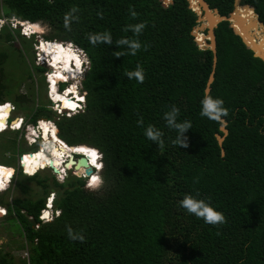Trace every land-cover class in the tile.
<instances>
[{
  "label": "trees",
  "instance_id": "16d2710c",
  "mask_svg": "<svg viewBox=\"0 0 264 264\" xmlns=\"http://www.w3.org/2000/svg\"><path fill=\"white\" fill-rule=\"evenodd\" d=\"M206 1L221 15L234 9V0ZM241 2L251 5L264 25V0ZM2 11L0 104L7 98L20 107L31 100L27 122L52 120L59 139L75 152L86 154V145L96 148L102 168L101 184L94 189L90 176L86 187V180L72 173L59 182L54 175L16 170L12 187L0 193V205L6 209L3 220L23 237L28 257L16 263L10 252L0 250V264H264V61L241 43L229 21L214 28L217 59L209 92L228 109L225 135L220 122L201 116L213 52L200 48L204 38L196 36L198 44L191 33L198 15L189 0L167 6L162 0H2ZM26 20L45 24L40 37L57 49L69 42L87 56L81 112L57 115L49 103L34 105L37 89L17 93L12 77H6L14 59L6 50L14 40L21 43L16 48L21 58L31 53L28 37L10 25ZM140 22L146 27L139 36L125 31ZM253 30L261 39L259 27ZM106 32L112 45L89 42V33ZM121 38L138 39L142 47L135 55L116 57V52L128 53L115 44ZM137 65L144 69L143 83L124 75ZM32 70L42 74L47 68L33 63ZM173 105L180 110L178 122L192 124L185 133L187 148L171 143L177 133L163 116ZM141 117L144 123L138 126ZM148 125L162 131L163 148L145 136ZM216 134L224 136L221 144ZM29 164L27 173H32ZM51 189L60 213L43 222L39 215ZM15 190L24 196H15ZM8 194H13L10 200ZM185 195L210 203L226 223L210 225L189 214L179 205ZM69 226L85 241L71 240Z\"/></svg>",
  "mask_w": 264,
  "mask_h": 264
},
{
  "label": "rangeland",
  "instance_id": "374dc122",
  "mask_svg": "<svg viewBox=\"0 0 264 264\" xmlns=\"http://www.w3.org/2000/svg\"><path fill=\"white\" fill-rule=\"evenodd\" d=\"M164 3L170 2V0H162ZM201 12V11H200ZM197 13V12H196ZM204 13V12H201ZM2 0H0V27L1 25H3V21L6 22L3 18H2ZM198 14V13H197ZM15 22V21H13ZM13 22L10 24L12 26H14ZM198 24L194 27L193 31H199L201 34H203L205 36V43H203V46H212L211 43L208 42V40L211 38L208 31L210 30L209 25H207L205 23V21L203 20V17H200L199 14V18L197 20ZM24 25H26V33H29L31 31H39L40 33L46 32L47 31V26L45 24H42L41 22H37V24L34 25H30L27 22H24ZM258 25L260 26V32L261 35H264L263 32V27L258 23ZM15 27V26H14ZM34 28V29H33ZM19 32H20V28H19ZM263 33V34H262ZM21 34V32H20ZM38 35L40 34H31L30 36L32 37H26L30 47L29 50L31 51L30 54H28L26 57H22L21 58V54L20 52L16 49L19 48L21 46V43L18 44L19 40L17 39L16 41L14 40V42H12L15 46L14 47H8L9 49H7L6 51L8 52V55H10L13 59L12 64L6 66V77L11 76L12 77V84H15V91L17 93H27L28 91V87H33L34 91L37 89V94L35 96V101H34V105L36 104H41V103H49L47 106L49 108H54L55 109V104L52 101V95H51V91H50V82H49V72L53 71V66H51V64L48 62V59L46 58L45 60L41 59L42 56L40 54L39 49L37 48L38 44L34 43L33 38L36 37L37 40H39ZM196 38V36H195ZM42 41V40H41ZM0 48L2 49L3 46L0 45ZM72 48V47H70ZM72 50V49H71ZM60 52V50H57V52ZM74 51L79 55V57L81 58V66L79 68V71L77 73V75H73L74 78L76 77V79L73 78H69V82L68 83H55L54 78L52 79V93L54 92L55 94H57V92L59 94L61 93H65L66 89H71L74 92L73 93H77L83 96V93L81 89V79L84 76L85 70L88 67V58L85 55V53L81 50V49H75ZM84 61V62H83ZM35 63V65H44L46 66L47 70L45 72H43L42 74L37 73L35 71L32 70V64ZM74 63L75 62H71ZM83 65V68L81 70V67ZM77 65L75 64L74 68H76ZM30 72V73H29ZM67 72V76H68V71L63 70V73ZM43 76V79H42ZM8 87H11L12 85H6ZM53 93V95H54ZM58 94V95H59ZM69 97H72L71 93H68ZM14 96H12L11 98H13ZM84 98V102L81 105V110H79L80 112L82 111V109L85 106V94L83 96ZM10 99L6 98V101H8ZM49 100V102H48ZM5 101V102H6ZM8 103L10 104V111H9V115L11 116V118L13 117H22L23 118V124L19 127H15V128H10L8 126H14V125H10V122L6 123V126L2 128H0V163H2L3 165H8L6 166L7 168H11L12 166H14L15 170H14V176L11 179L10 183L8 184L6 183V188L12 187V183L14 181L15 178V174H16V170H18L20 167H18L19 162L23 161V159L26 158V156H28L29 158V162H31L32 160L36 159V157L33 154H38L39 152L34 151L36 148L39 150H43L45 151V153L47 154V158H52V156H55V153L53 152V148L49 147V139L47 140H42L39 139V142H36L33 144V146H29L27 144L26 138L27 137H31L30 135L32 133H39V130L32 125V123L27 122L28 120V114H29V106L32 105V101L29 100L28 102L23 101L21 102V106H17L14 105V103H12L11 101H8ZM5 104V103H4ZM4 104H0V119L3 117V120H7L8 117V111H6L7 106L9 105H4ZM59 106V105H58ZM68 106V105H66ZM13 107V108H11ZM60 107V106H59ZM76 107L73 106V108ZM61 113L57 112V115L62 114V112H69L66 109H63V107H61ZM53 110V109H52ZM78 110V109H77ZM76 110L72 111L75 112ZM39 119H43V118H39ZM45 119V118H44ZM3 130V131H2ZM2 131V132H1ZM41 136V135H39ZM15 141V143L13 144L12 142ZM85 145V144H84ZM88 147V150L90 153H95L94 155V159L95 161L93 165H95L97 163V161H100V159L98 158L97 160V154H96V150L93 147H90L88 145H86ZM46 149V150H45ZM27 153H24V152ZM21 152L23 154H21ZM88 152V151H87ZM21 154V155H20ZM20 155V157H19ZM75 155V154H74ZM77 156V155H76ZM69 156L64 155L61 157V161L65 164L67 163V159ZM29 164V163H28ZM27 164V165H28ZM3 165H0V187L2 185V181L4 182V177H6L7 173H6V167H4ZM29 166H31L29 164ZM45 167V166H44ZM63 167V168H62ZM27 168V166H26ZM31 168V167H30ZM57 168V172H55L53 169H51L50 167L44 168V169H40L38 172L40 174V176H52L54 175L56 177L57 180H59V182H64L67 178V176L71 173V170H68L66 168V166H64L63 164L61 165V167H56ZM59 168V169H58ZM64 169V170H61ZM9 171V170H8ZM23 173V172H22ZM11 174V173H10ZM24 174V173H23ZM85 181V185L87 186L88 181H87V177H83ZM95 178V180H94ZM10 179V178H9ZM91 181L94 184H97V182L99 181V185L101 184V169L98 168V170L95 171V173L91 174L90 176ZM93 179V180H92ZM6 181V180H5ZM8 181V179H7ZM30 185L33 186V190H37V187L35 186V184H33V182L29 183ZM91 189L97 188V187H90ZM55 189H51L50 192L48 193V195L45 198V204H49L51 206L50 210H45L47 212H49V216L52 217V215H50L53 211L55 212V207H54V197L56 196L55 194ZM15 196H24V194H21L18 190L14 191ZM13 196V194H8L6 196L7 199H11ZM49 199V200H48ZM0 207H2V213L5 211L3 208V206L0 205ZM42 212V211H41ZM6 213V211H5ZM5 215V214H4ZM4 215H0V250L5 251V252H10V254L12 255V257L14 258V260L16 261V263H18V261L20 259H24L25 261L27 260L28 257V249L27 246H25V241L23 239V237L19 234V231L16 229H10L8 226V223L3 220V218L5 217ZM3 216V217H2ZM54 218V217H53ZM42 221V220H41ZM44 222V221H43Z\"/></svg>",
  "mask_w": 264,
  "mask_h": 264
},
{
  "label": "clouds",
  "instance_id": "9594fccd",
  "mask_svg": "<svg viewBox=\"0 0 264 264\" xmlns=\"http://www.w3.org/2000/svg\"><path fill=\"white\" fill-rule=\"evenodd\" d=\"M75 11H76L75 8L72 9V12H75ZM130 15L132 16V18H136L138 14L135 12L134 9H130ZM24 22H27L30 25L37 24V22H31V21H27V20L26 21H15L14 23H16V25L19 26L20 32H21V34L23 36L29 37L31 34H35V33L36 34H40V32H41L40 30H39L40 32L39 31H31L29 33H26L25 30H26L27 27H26V25H24ZM2 23H4V21ZM69 26H70L69 25V16H66L65 17V27H69ZM145 27H146V23L145 22H140V23H137V24L127 25L125 27V31H131L136 36H139L142 33V31L144 30ZM38 38H39V40H37L36 44H39V46H40V40H44V39L41 38L40 35H38ZM88 39H89V42L91 44H93V45H95L97 43H105V44H108V45H112L113 44V40H112L111 34L107 33V32L106 33H101V34L89 33L88 34ZM45 41H47V40H45ZM63 43H65L66 45H70V47H72L71 49L73 51H74V48L75 49H81V48L75 46L72 43H69V42H63ZM115 44L118 47L126 46L127 49H128V53L116 52L115 53L116 57H120V56H123L125 54L135 55L142 47V44H141V42L138 39H130V38L118 39L115 42ZM37 48H39V47L37 46ZM71 62H74V61H71ZM72 65H75V64L72 63ZM82 65H84V64H82ZM66 73L67 72L63 73L64 77H67ZM124 75L129 80L135 79L138 83H143V81L145 79L144 69L140 65H137L135 70L125 71ZM74 79H76V77ZM66 90H68V89H66ZM73 92L74 91H71L69 93H71L72 98H74L76 107H74V108H63V109L69 110L71 112L76 110L75 112H73V114H75V113L79 112V110H81L80 109L81 105L84 102V98H83L84 93H83V96H82L80 94L73 93ZM82 92H83V90H82ZM52 101H53L54 104L58 103V102H54V97H52ZM58 105H59V103H58ZM60 107H62V106H60ZM179 111H180L179 108L176 107L175 105H173L169 111H166L164 113L163 118L166 121L167 126L170 129H173L177 133L175 139H173L171 141V143L174 146L187 148L189 146V142H188V137L185 135V133L190 128H192V124H191L190 121L178 122L177 118H178V115H179ZM227 115H228V109L226 107H224L223 99L214 98V97H212L210 94H208L206 92L204 97H203V99L201 100V116L207 117L210 120H213V121H216V122L223 123V117H226ZM143 123H144V121H143V118L141 117L137 121V124H138V126H143ZM56 133H57V130H56ZM144 134L150 141L157 143L158 147H160V148L164 147V140L162 139L163 133H162V131L157 129L155 126L148 125L147 128L145 129ZM90 147H92V146H90ZM94 149L96 150L97 158L100 159V161H98V164L100 165V167L97 166V165L94 166V169L98 170V168H100V169L102 168V156H101V153L96 148H94ZM80 155H83V154H81V153L78 154L77 153L74 156H75V158H77ZM66 159H67V157H66ZM12 167H14V166H12ZM47 167H49V165L48 166L45 165V167H43V168H38V169H36V171H34L32 173H27V172L23 171L21 169V167L19 169H21V171L24 174H26V175H33V174L37 173L40 169H44V168H47ZM67 169L69 170L70 168L68 167ZM13 176H14V172L12 173L10 179H8V181H6L8 184L10 183L11 179L13 178ZM99 183L100 182L98 181L97 184L94 187H99ZM6 187L7 186H5L4 188H0V193L5 191V190H7ZM179 205H180V207L184 208L189 214H194L197 218L203 219L204 222L207 223V224L219 225V224L226 223L225 215L221 211H218L217 209H215L210 203L206 202L204 199H197L196 197H193L192 195H185L179 201ZM43 209L44 210H50L51 207L48 206L47 203H46L45 207ZM5 211H6V209H5ZM4 214L5 213L1 212V215H4ZM47 221H50V220H47ZM44 222H46V221H44ZM67 233H68V237L71 240H73V241L79 240L81 242H84L85 239H86L85 236L81 232H74L73 229L70 226L67 228Z\"/></svg>",
  "mask_w": 264,
  "mask_h": 264
},
{
  "label": "bare ground",
  "instance_id": "6f19581e",
  "mask_svg": "<svg viewBox=\"0 0 264 264\" xmlns=\"http://www.w3.org/2000/svg\"><path fill=\"white\" fill-rule=\"evenodd\" d=\"M190 1H191L193 9L196 10V12L198 14H200V17H203V20L205 21V23L207 25H209V28L211 29V27L214 26L216 21L218 20V16L216 15V13L214 11H211V10H208L204 13H200L196 9V8H199L198 1L197 0H190ZM237 13L241 19H240V21H238L235 18L233 20V24L236 26V31L242 35L244 44L246 46L252 47L256 52L264 53V35H261L262 38L260 39L258 33L255 30H253L254 27L255 28L259 27V32H260V26L258 25V22L256 20L255 13L254 12L252 14L247 13L245 11V9L243 8L242 4L237 6ZM248 31H250V32H248ZM195 33H196V36L203 37L204 38L203 43H205V36L203 34H201L199 31H195ZM260 34H261V32H260ZM202 44H200V46H203ZM38 47H39L38 49L40 51V54L42 56L41 59L45 60L47 58L48 62L51 64V66H53V71L49 72V77H48L49 82L51 83L49 89L51 91V95L53 96L52 89H51L53 84H52L51 78H54V80L56 79L55 83H68L69 78L74 79L73 75H77L79 68L81 66V58L79 57V55L77 53H75L73 50H71L70 45H65V48L63 50H60V52L59 51L57 52V50H59V49H57V46L52 41H50V40H47V41L42 40L41 41L40 40V46L38 44ZM71 61L75 62V64L77 65L76 68H74L75 65H72ZM82 68H83V65L81 67V70H82ZM63 70L68 71L67 77L63 76ZM71 91H73V90L68 89L65 91V93H62V94H59L57 92V94H59V96L61 97V101H56L54 98V102H58L59 106H62L63 108H73V106H75V100H74V98L69 97V95H68V93ZM2 104H4V103H2ZM4 105H9L6 108V111H8V117H9L10 104L7 101V102H5ZM66 105H68V106H66ZM12 120H13L12 124L15 126V124L18 122V119H15V120L12 119ZM46 120H42V122L40 123L41 125L38 127V129H39V132H40L43 140L49 139V147L53 148V152L55 153V156H52V158H49V157L47 158V154L45 153V151L39 150V148H38L37 152H39V153L34 154L36 159L29 162L30 160H29L28 156H26V158L23 159V161H21V164L24 168V171L27 172L26 166L28 163H30V165H31L30 166L31 171H35L39 167H43L45 165L61 167L62 164L64 166H66V168L69 167L70 168L69 170L74 169L73 166H71V162L68 163V161H67V163L65 164V162L63 163L61 161V157L64 155L69 156L71 153L77 154V152H75V149L73 147L69 146L68 144H65L64 142H62L58 138V136L56 134L57 128H55L53 123H51V122H50V124L47 123ZM6 123H7V120L5 122V120H3V117H2L0 119V128L3 127V129H4V127L6 126ZM79 145H82V144H79ZM74 146H76V145H74ZM84 150L86 151L85 148H84ZM83 155L88 157L89 164H91L92 167H94L95 165L100 167V165L98 164V161L95 165H93L94 164L93 161H95V159H94L95 153L86 152V154H83ZM73 159H74V157H73ZM97 160H98V158H97ZM0 165H3V164H0ZM3 166L6 167L8 165H3ZM7 169L9 170V172L11 174L4 177V181L5 180L7 181V179H9V177L14 172L13 167L7 168ZM79 169H80V167H79ZM80 170L83 171L82 169H80ZM95 171L96 170H94L93 174L95 173ZM5 186H6V183H5L4 187ZM1 212H2V208L0 207V214H1ZM44 214H47L44 217L49 216V212H47V211H45Z\"/></svg>",
  "mask_w": 264,
  "mask_h": 264
},
{
  "label": "water",
  "instance_id": "95a60500",
  "mask_svg": "<svg viewBox=\"0 0 264 264\" xmlns=\"http://www.w3.org/2000/svg\"><path fill=\"white\" fill-rule=\"evenodd\" d=\"M198 1V5L200 7V11L201 12H206L208 10H211V11H214L216 13V15L218 16V20L216 21L215 25L211 27V29L208 31L209 35H210V39L208 40L209 43L212 44V46L208 47V46H200V48H210L213 52V70L212 72L210 73L209 75V78H208V82H207V85H206V88H205V93L207 92L209 94L210 92V88H211V83L212 81L214 80V68L216 66V59H217V56H216V38H215V33H214V28L216 27L217 23L220 22V21H223V20H227L230 22V26L232 27L233 31L235 34H237L239 37H240V40H241V43L246 47V48H249L251 49L253 52H254V55L261 58L263 61H264V53L262 52H256L252 47H249V46H246L244 43H243V38H242V35L239 34L233 27V20L236 18L238 21H240V16L238 15L237 13V6H239L240 4L242 5H246L248 7H251V9L253 10L254 12V8L249 5V4H246V3H242L241 0H234V9L228 14V15H221L219 14L218 10L217 9H211L208 2L206 0H197ZM172 2V0H170V3ZM163 5H164V2L162 1ZM189 5L190 7L193 9L192 7V4H191V1L189 0ZM194 10V9H193ZM196 12V10H194ZM255 13V12H254ZM198 15V18H199V14ZM256 15V20L257 22L263 27V32H264V25L262 23V21H260L258 19V15L255 13ZM197 18V20H198ZM250 32V31H248ZM192 35L195 37L196 36V33L192 30ZM196 42L198 44H200V42L195 38ZM43 120H46L43 118ZM226 120L223 118V123H221L220 125V129L224 132V134L226 135L227 134V129H226ZM56 128V127H55ZM216 137L218 139V142L219 144L222 143L223 139H224V136H220L219 134H216ZM86 145V144H85ZM72 147V146H71ZM74 157V159H73ZM67 161L68 163L71 162V166H73V170L71 171V173L77 177H88V176H91V174L94 172V167L91 166V164H89V160H88V157L85 156V155H80L78 156L77 158H75L74 154L71 153L69 155V157L67 158ZM49 167H51L55 172H57V168L55 166H51L49 165ZM82 169L83 171H81L80 169ZM1 215V214H0Z\"/></svg>",
  "mask_w": 264,
  "mask_h": 264
},
{
  "label": "built area",
  "instance_id": "2783aa9c",
  "mask_svg": "<svg viewBox=\"0 0 264 264\" xmlns=\"http://www.w3.org/2000/svg\"><path fill=\"white\" fill-rule=\"evenodd\" d=\"M168 4H170V2H167V3H164V5L165 6H167ZM13 24H14V26L16 27V23H14L13 22ZM7 104V103H6ZM9 104H11V103H9ZM55 109L54 110H56V111H58L59 113H61V110H62V108L61 107H59L58 106V103H55ZM11 108H13V107H11ZM69 111V110H68ZM63 113H65V115H67V116H70V115H72L73 114V112H71V111H69V112H62V114ZM62 114H60V115H62ZM12 119H18V122L15 124V126H8V127H10L11 129L12 128H15V127H19V125L21 126L22 124H23V118L22 117H19V116H17V117H13V118H11V116L9 115V117L7 118V122H10V125H13L12 123H13V120ZM42 120L43 119H38L37 121H36V124H32L33 126H35L37 129H38V127L41 125L40 123L42 122ZM46 122L47 123H49L50 124V122L51 123H53L54 124V126L56 127V125H55V123L52 121V120H46ZM39 130V129H38ZM39 135H41L40 134V132L38 133V134H36V133H32L30 136L31 137H27L26 138V141H27V144L29 145V146H33V144L34 143H36V142H39V139H42V136H39ZM43 140V139H42ZM40 148V147H39ZM24 153H27V152H24ZM21 154H23V153H21ZM20 154V155H21ZM20 155H19V157H20ZM48 166V165H47ZM18 167H21V169L24 171V168H23V166H22V164H21V162H19V164H18ZM44 167V166H43ZM43 167H39V168H43ZM15 167H13V169H14ZM63 168V167H62ZM15 170V169H14ZM61 170V169H60ZM62 170H64V169H62ZM61 170V171H62ZM11 177V176H10ZM9 177V178H10ZM89 188V187H88ZM49 200V199H48ZM48 206H50L49 204H47ZM51 207V206H50ZM42 212L40 213V215H39V218L42 220V221H47V220H51L53 217H55V216H57V215H59V213H60V211L58 210V209H55V212L53 211L50 215H52V217H50V216H47V217H44L45 216V214H44V212H45V210L44 209H42L41 210ZM3 213H5V211L3 212ZM37 226V225H36Z\"/></svg>",
  "mask_w": 264,
  "mask_h": 264
},
{
  "label": "snow or ice",
  "instance_id": "6c2138e0",
  "mask_svg": "<svg viewBox=\"0 0 264 264\" xmlns=\"http://www.w3.org/2000/svg\"><path fill=\"white\" fill-rule=\"evenodd\" d=\"M94 180H95V178H94ZM45 215H47V214H45Z\"/></svg>",
  "mask_w": 264,
  "mask_h": 264
},
{
  "label": "crops",
  "instance_id": "0c3cea01",
  "mask_svg": "<svg viewBox=\"0 0 264 264\" xmlns=\"http://www.w3.org/2000/svg\"><path fill=\"white\" fill-rule=\"evenodd\" d=\"M34 155V154H33ZM35 156V155H34Z\"/></svg>",
  "mask_w": 264,
  "mask_h": 264
}]
</instances>
